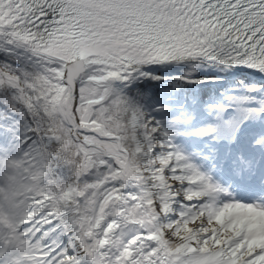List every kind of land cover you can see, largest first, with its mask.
I'll return each instance as SVG.
<instances>
[{"label": "snow or ice", "instance_id": "obj_1", "mask_svg": "<svg viewBox=\"0 0 264 264\" xmlns=\"http://www.w3.org/2000/svg\"><path fill=\"white\" fill-rule=\"evenodd\" d=\"M0 264H264V0H0Z\"/></svg>", "mask_w": 264, "mask_h": 264}]
</instances>
